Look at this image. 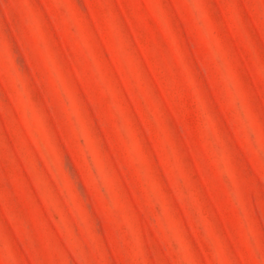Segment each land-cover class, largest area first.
<instances>
[{"label":"rangeland","instance_id":"rangeland-1","mask_svg":"<svg viewBox=\"0 0 264 264\" xmlns=\"http://www.w3.org/2000/svg\"><path fill=\"white\" fill-rule=\"evenodd\" d=\"M0 264H264V0H0Z\"/></svg>","mask_w":264,"mask_h":264}]
</instances>
